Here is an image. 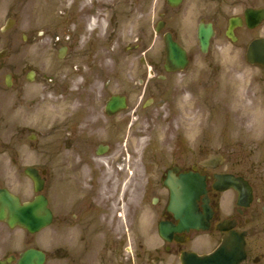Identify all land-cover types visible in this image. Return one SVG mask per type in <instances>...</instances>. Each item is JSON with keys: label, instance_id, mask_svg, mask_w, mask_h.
Segmentation results:
<instances>
[{"label": "flooded vegetation", "instance_id": "flooded-vegetation-1", "mask_svg": "<svg viewBox=\"0 0 264 264\" xmlns=\"http://www.w3.org/2000/svg\"><path fill=\"white\" fill-rule=\"evenodd\" d=\"M126 4L128 10L126 15L121 16V22L132 26L133 36L132 46L126 54H120L121 23L117 17L120 8L114 3L108 6H105V3L99 5L98 0H92L89 7L82 12V32H79L78 27L75 30L68 29L64 44H53L54 48L58 47L57 60L68 61V72L65 73L66 91L71 96L70 104L72 105V101L75 104L68 114L66 148L75 154H78L76 149L80 142L87 146L88 133L95 130L93 123L96 120H87L95 116V103H89V100H96L98 95L95 94L93 86L97 81L103 83V79L115 77L121 62L128 63L123 68L137 76L136 82L132 83L131 88L124 94L148 96L138 105L139 110L132 113L138 118L155 106L159 95L165 96L164 100H170L175 86H180L191 98H202L200 100L204 107L215 111L217 71L207 61L194 64L195 52L201 54L202 58L208 57L212 44L219 35L230 45L240 46L245 52L254 40H264V0H181L177 7H171L167 0H163L162 9L156 10V19L153 18L152 0H126ZM103 10L110 11L111 14L104 17ZM105 19L107 25L105 30H102ZM158 25L161 29L155 32ZM200 26H210L213 30L205 54L201 53L199 47ZM230 26L233 40L226 36ZM33 31L36 34L40 30L35 28ZM167 34L186 52L188 65L182 72L170 73L165 70L163 41ZM154 38H158L163 47L159 56L148 53ZM33 39H36V36L33 35ZM21 40L25 44L30 42L29 33L23 32ZM60 53H63L62 58ZM78 57L80 61L77 62ZM241 59L246 63L245 53L241 55ZM256 69L258 79H252L253 84L263 85L264 66L258 65ZM4 70L0 63L2 131L7 130L11 112L21 111V117L27 118L32 113L34 115V111L38 109L36 93L29 95L26 86L42 82L53 86L59 81L54 72L52 76L40 75L38 68L26 67L24 57L19 62V80L13 72L3 75ZM16 81H21L18 103L10 112L7 91L13 89ZM235 94L234 91L228 92L230 100ZM259 94L264 96V92L258 89V92L253 94L252 104H256ZM126 99L128 102L127 97ZM105 103H102L103 115L109 122H117L123 113L107 117L104 112ZM168 111V123L174 122L176 117L180 116V110L171 102ZM20 127L18 134H22L27 125L23 122ZM182 137L174 135L173 139L166 143L167 152L162 156L165 165L161 177L155 182L146 183L139 203L135 201L136 183L129 182L131 168L134 169V164L131 163L135 160H130L129 151L112 160L109 154L115 144H97L94 151L88 152L87 160L83 156V160L70 169L68 161L62 160L60 149L52 161L51 188L53 187L54 193L49 202V209L52 213L51 227H55L57 233L64 234V245L58 248L56 241L53 259L66 260L67 264H180L181 255L188 252L200 256L209 254L226 241L231 245L226 250L228 260L235 264H264V136L246 132L232 136L224 141V154L215 150L211 145L212 141L203 140L190 144L191 142H185ZM35 138L36 136L31 134L28 136L30 141H35ZM115 141L118 142V138ZM1 145L0 139V147ZM3 154L5 152L0 155ZM210 155H221L222 161H213L211 167L200 166V162ZM102 158H106V163ZM108 166L117 167L116 195L111 194V180L106 182ZM83 169L90 170V179L86 180V183L80 173ZM189 172L204 178V193L196 200V206L203 216H208V229L172 232L167 240H162L158 236L159 225L178 224L174 214L168 210L170 193L164 186V181L169 175L179 178L181 174ZM148 196L149 206L144 210L145 197ZM144 213H147L149 219L155 218L154 231L160 239L155 248L149 245L145 238L147 234L152 236V230L138 232L136 226L134 227L137 218ZM121 220L129 224L125 233L116 230ZM0 226L4 225L0 223ZM105 238L112 240V246H105ZM121 238L132 239L129 247L120 246ZM94 243L96 250L93 248ZM8 257H17V254H6L0 261H5Z\"/></svg>", "mask_w": 264, "mask_h": 264}, {"label": "rangeland", "instance_id": "rangeland-1", "mask_svg": "<svg viewBox=\"0 0 264 264\" xmlns=\"http://www.w3.org/2000/svg\"><path fill=\"white\" fill-rule=\"evenodd\" d=\"M91 1L0 0V50L4 48L9 50L0 61L5 69L3 75L6 72H13L19 80V62L24 57L26 67L38 68L40 75L52 76L51 74L54 72L59 80L58 84L53 86L43 83L41 79V84L26 86L29 95L36 93L38 103V109L34 111V115L32 113L27 118L21 117V111L11 112V109L18 103V89L21 81H16L13 89L7 91L8 104L10 105L8 109L11 115L6 125L7 130L2 131L0 128L2 144L0 154L5 152L0 155V187L8 188L23 201L31 200L36 194L31 181L23 174V169L27 166H33L39 170L45 169L47 172L46 183L42 194L50 202L54 193L53 187L51 188L52 161L57 157L60 149L62 160H67L68 167L71 169L77 162L83 160V156L87 160L88 152L94 151L97 144L110 143L115 144L113 151L109 154L112 160H116L120 154L127 151L130 152L131 161L132 158H135L131 163V165L134 164V169L131 168L129 182L136 183L135 201L139 203L146 183L155 182L161 177L165 165V159L162 156L164 152H167L166 143L171 141L174 135H182V139L185 142H191L190 144L203 140L212 141L213 143L209 144L223 154L225 152L224 141L229 140L232 136L242 135L244 132L259 137L264 136V96L259 94L255 105L251 102L253 94L257 93L258 89L260 92L261 90L264 92V84H253L252 79H258V70L242 61L241 55L244 54V50L240 46L230 45L219 35L214 40L208 57L202 58L203 56L197 51L194 57V64L207 61L217 71V109L215 111L205 108L200 100L202 98H191L180 86H175V92L170 100H164L165 96L159 95L155 106L149 109L144 116L138 118L132 113L134 110H139L138 105L148 96L124 94L131 88L132 83L136 82L137 76L123 68L128 63L121 62L115 77L105 78L103 83L97 81L93 86L95 94L98 95L96 100H89V103H95V116L87 120H96L93 123L95 130L88 133L87 146L80 142L76 149L78 154H75L74 151L70 152L66 148L67 120L75 102L72 101V105L70 104L71 96L66 91L65 73L68 72L66 68L68 61L57 60L58 47L54 48L53 44L54 42L64 44L68 29L75 30L78 27L79 32H82L84 22L82 12L89 7ZM98 1L99 5L105 3V6H108V4L114 3L120 8L117 13L121 23L119 27L120 54H126L133 43L132 26L121 22V16L126 15L128 10V4L125 5L126 0ZM116 1H120V3H116ZM162 5L163 0H152L153 18L156 19V10L160 11ZM102 13L104 17L111 14L106 10H103ZM9 18L14 19L15 24L10 30L2 31ZM106 25L105 19L102 23V30H105ZM91 26L93 27L94 23ZM35 28L40 30L36 34L33 31ZM23 32L29 33L30 42L28 41L27 44L21 40ZM33 35L36 36V39H33ZM159 42L158 38H154L148 53L153 56L161 55L163 48ZM76 61H80V57ZM51 68L53 69L50 71ZM230 91L236 93L231 100L228 95ZM114 94L127 96L129 104L128 109L121 114L117 122H109L102 113V103H105L106 99ZM170 102L180 110V116L176 117L174 122L168 123L166 121L169 117ZM23 122L27 127L22 134H18ZM30 134L36 136L35 141L28 140ZM116 138H118V142L115 141ZM102 159L106 163V158ZM116 168L115 166L106 167V182L111 180L112 195H116V188H118V181L115 178ZM80 173L84 177L83 182L86 183V180L90 179V170L83 169ZM149 192L146 191V193ZM149 197H145L144 210L149 206ZM143 215L137 218V224L134 227L136 226L135 229L138 232L152 230L151 239L155 240V218L149 219L147 213ZM134 227L131 225L132 230ZM128 229L127 221H119L116 230L125 233ZM145 238L149 240V234ZM63 239L64 234L57 233L55 227L44 229L37 235H28L21 230L9 231L6 226H0V258L6 254H18L33 247L47 253L46 264H67L66 260L56 261L53 259L55 243L58 242L59 248L64 245ZM119 240L121 241L120 246L123 247L128 246L132 239L121 238ZM110 241L112 240L105 238L106 247L112 246ZM93 248L96 250L95 243Z\"/></svg>", "mask_w": 264, "mask_h": 264}, {"label": "water", "instance_id": "water-1", "mask_svg": "<svg viewBox=\"0 0 264 264\" xmlns=\"http://www.w3.org/2000/svg\"><path fill=\"white\" fill-rule=\"evenodd\" d=\"M170 5L176 6L179 0H168ZM211 35L210 28L199 29V42L203 52L206 51L209 38ZM165 49L167 53L168 71L179 70L186 63L184 52L170 39L165 38ZM247 59L250 63L264 64V41H254L247 52ZM126 108L123 97H112L106 104L105 111L108 115ZM212 159V158H210ZM205 161L202 165H208ZM26 174L33 180L35 191H40L43 186L38 174L34 170H26ZM165 184L171 192V201L169 210L179 219V224L175 228L160 227V233L163 237L167 231H183L190 228L206 229L203 217L196 214L194 200L203 192L204 183L202 178L194 174L180 176L179 180L166 181ZM0 220L5 221L10 228L19 226L30 233H35L47 227L51 221V214L47 209V201L43 196L36 197L32 202L21 204L19 199L6 190H0ZM228 244L224 243L217 254L211 256L197 257L191 256L186 264H211L218 254L226 255L225 248ZM44 255L36 250L24 252L17 264H42Z\"/></svg>", "mask_w": 264, "mask_h": 264}]
</instances>
